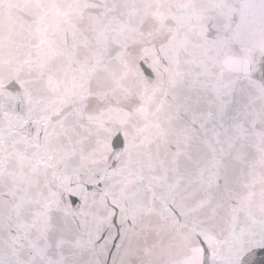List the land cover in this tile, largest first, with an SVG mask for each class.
<instances>
[{
	"label": "snow or ice",
	"instance_id": "snow-or-ice-1",
	"mask_svg": "<svg viewBox=\"0 0 264 264\" xmlns=\"http://www.w3.org/2000/svg\"><path fill=\"white\" fill-rule=\"evenodd\" d=\"M0 264H264V0H0Z\"/></svg>",
	"mask_w": 264,
	"mask_h": 264
}]
</instances>
